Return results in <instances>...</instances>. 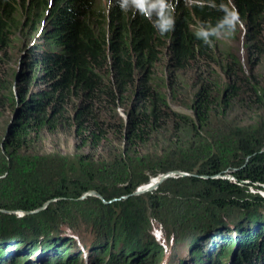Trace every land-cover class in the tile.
<instances>
[{"label":"trees","instance_id":"1","mask_svg":"<svg viewBox=\"0 0 264 264\" xmlns=\"http://www.w3.org/2000/svg\"><path fill=\"white\" fill-rule=\"evenodd\" d=\"M27 30L42 33L41 39L10 55L11 44ZM223 33L244 37V61L221 51ZM20 54L24 72L15 69ZM18 114L10 132V118ZM242 115L252 121L245 123ZM0 123V208L35 210L48 201L63 207L90 192L106 202L122 199L108 213L114 221L122 216L118 231L124 235L111 228L97 251L110 258L95 264L158 261L150 260L163 254V246L138 238L152 209L140 207L132 193L151 177L175 171L190 174L169 180L185 191L197 187L193 199L205 212L243 213V220L226 228L221 213L218 229L243 235V243L233 253L237 239H226L210 260L208 254V263L232 258L233 264H264V197L250 191L264 188V0H143L138 6L113 0L108 7L97 0H0ZM60 127L104 159L98 169L61 176L50 190L35 183L36 166L23 161L21 151L42 131ZM114 143L123 151L106 172L105 148L108 156ZM125 167L140 172L136 181L121 175ZM228 171L234 180L224 179ZM106 175L124 181L109 189ZM9 228L0 234H12ZM34 233L29 240L16 229L13 234L24 239L17 255L8 254L6 238H0V264H22L21 255L29 264L39 248L40 264L52 250L61 259L55 264L84 263L82 251L66 257L60 250L71 239ZM194 237L192 254L202 263L206 252Z\"/></svg>","mask_w":264,"mask_h":264},{"label":"rangeland","instance_id":"2","mask_svg":"<svg viewBox=\"0 0 264 264\" xmlns=\"http://www.w3.org/2000/svg\"><path fill=\"white\" fill-rule=\"evenodd\" d=\"M97 1L100 5L107 7L113 2V0ZM117 1L126 2L132 6H138L143 2V0ZM48 23L49 21L46 22V24ZM31 32H33V30L30 32L27 30V32L22 36V39L11 44V48L8 50L10 55L13 56L18 53L22 54L23 48L21 47L25 48L26 45L28 46V44H26L28 41L29 43H35L41 39L42 33L33 35ZM220 48L222 49L221 51L233 52L235 55L242 58L243 61L245 60L244 37L239 34H221ZM21 54L20 57L17 56L18 64L15 66V69L18 72H22L24 70L23 65H19ZM174 108L176 110L182 112L185 111L191 114L190 111L185 107L183 108L175 105ZM120 114L122 117H125V114L122 110L120 111ZM239 116L240 114H236L234 118H239ZM242 116L243 117H241V120L245 123L252 121L248 116ZM15 117L16 116L13 115L12 118H10V122L8 121L10 125L15 120ZM109 148L110 153H108V156L106 155L107 148H105L106 172H108L110 169L109 164H114L115 155H120L123 151L122 145L120 147L119 144L116 143L110 145ZM97 154H99L98 151L94 152V150L87 147H81L74 138L73 132L69 131L65 127H60L53 133L42 131L37 137L33 138L31 144L26 149L21 151L22 160L33 163L36 166L37 178L34 180L36 181L35 183H37L39 187H51L50 190L54 189L53 187L57 185L58 179L61 176L81 174L80 172L83 167L98 169L103 162L104 156L103 153H100V157H96ZM157 157L162 158V156L158 154ZM128 169V167L123 168L121 175L124 172L126 174H131L133 177L140 174V172L134 168L130 171ZM226 173L227 174L225 175L224 179L226 178L234 180L233 175L229 171ZM158 177L159 176L151 177L146 183L137 187L136 190L142 191L143 187H145L147 183H150L153 179ZM136 178L137 177L132 178L131 181H136ZM169 179L160 183L158 186L147 190V192H139L138 195H133V193L136 192L135 190L132 193V196H134V198L137 200L135 203H137L139 206L141 205L140 207H146L145 210L148 208L152 209L153 213L151 216L149 215L146 217L147 223L145 222V225H142L140 228V233H144V240L142 239L141 234H139L138 238L142 244L143 241L152 240L158 244L160 243L163 246L162 248L165 249L163 250V254L161 256L158 257V255H155L152 257L150 261L157 258L159 259L158 261L156 260L157 262H151V264H181V258H184L187 264H209L207 258L208 254L210 260V258H213V255L210 256L211 253L215 254L217 250L224 247L226 239H230L231 241L237 239L236 241L234 240L235 242L232 243L230 248L233 253L236 252V249L238 250V247L240 248L243 243V235L242 237H238L234 233L229 234L227 232H223L222 229H218L220 228V223L218 224L216 222L221 219L220 215L222 212L220 213L218 209H214L211 212L216 214V216L211 217L208 215H203L207 213L205 212L206 207L193 199L195 197L194 192L197 190V187H188L185 191L178 187L180 184L173 183ZM119 181L124 180L113 178L108 175L107 187L110 189L113 185L115 186L116 184L120 183ZM26 182L30 183L33 181ZM185 184L186 183L183 182V185ZM117 186L118 185H116L115 188H117ZM8 189L11 188L9 187ZM250 191L253 193H260L264 197V188L262 191H259L256 188L250 187ZM127 199L128 198H123V200ZM98 200H100L105 205H100ZM120 200L122 199H113L111 200L112 202H106V200L99 193H89L83 197V199L81 197L78 201L65 204L63 207L60 203H54V205H51L55 201H48L50 202L51 207L55 206L53 207V210H47L46 214L44 215L43 211H45L47 209L46 208L42 212L36 214L33 217V221L29 222H23L22 220H18V222L0 221V231L1 229L11 227L8 231L14 233L16 232V229H18L19 234H24V237L28 238L29 240L34 239L35 229L40 233V239L43 238L55 240L59 238H69L71 239L72 244L65 245L60 248V250L64 251L63 254L66 253V257L69 254H79L82 251L81 260H83V264H95L97 259L101 260L102 258L107 261L110 257L107 254L97 251L99 247L105 242L104 237L108 231L111 230V228L116 229V231H114L116 232V235L119 234L122 237L124 235L120 234L118 231L123 227L122 216H118L117 220L114 221L112 219L113 216L108 213L109 209H111V204ZM107 207L108 210L106 209ZM259 211L264 213V209H259ZM222 215L224 218L222 221V224L223 222L224 224L222 226L224 228L229 227L233 223L243 220L244 218L243 213L235 209H227L225 210V213H222ZM69 224H73V227H70ZM215 229H217L216 232L213 231ZM219 232H221V235H219ZM19 234L14 238H6L7 244H3L4 248H6L7 251L9 250L8 254L10 255H13L14 252L17 255L20 253L19 251L21 249H24V247L21 245V241H24V239L21 237L19 238V236H21ZM73 234H75V237L77 238H74ZM194 235H196L198 240L200 239V243H198L200 245L199 248L206 252V256L204 254L202 263H197L194 259L196 258L195 255L193 256L192 254L193 247L191 246L192 239H190V237H194ZM77 239L79 240L78 242ZM172 243H175V245L173 246ZM17 244H20L19 247H16ZM3 246L0 248L3 249ZM114 246L117 245H113V248H116ZM41 249L42 248H39L35 254L31 255L30 258L32 261L30 260L31 262L29 264L39 263V260L43 258V256H41L43 254V250ZM52 251L57 252V250ZM52 251L47 253V261L46 263L43 262L44 264H55L57 261H61L60 258L53 257ZM110 254L111 253H109V255ZM17 259H21L23 261L22 264H25V259H22V255L18 256ZM85 259H87L88 262ZM223 262L225 264H233L232 258L229 260L225 259Z\"/></svg>","mask_w":264,"mask_h":264},{"label":"water","instance_id":"3","mask_svg":"<svg viewBox=\"0 0 264 264\" xmlns=\"http://www.w3.org/2000/svg\"><path fill=\"white\" fill-rule=\"evenodd\" d=\"M18 117H19V114L15 117V120L11 123L10 132H12V130L17 126ZM186 176H190V174L183 173V172H178V171L169 172V173H166V175H161V176L158 177L159 181H158L156 186H158L160 183L166 181L169 178L177 179V178L186 177ZM141 190H142V188H141ZM147 190H150V189H147ZM147 190H142V191L136 190V192H134L133 195H138L139 192H143V193L147 192ZM90 193L97 194L96 192H90ZM87 194H89V193H86L85 195H83L82 199ZM110 202H112V201H110ZM49 205H50V202H47V203H45L43 205V207L35 209V210H21V209L0 208V221H12L13 220V221L17 222L18 220H24L25 218L34 217L36 214H38V213L42 212L43 210H45ZM206 212L207 213L203 214V215H205V216L206 215H208V216H212V215L216 216V214H214L212 212H209V211H206ZM15 236H16V234L14 235L13 233L12 234H7V235L0 234V238H14Z\"/></svg>","mask_w":264,"mask_h":264},{"label":"bare ground","instance_id":"4","mask_svg":"<svg viewBox=\"0 0 264 264\" xmlns=\"http://www.w3.org/2000/svg\"><path fill=\"white\" fill-rule=\"evenodd\" d=\"M159 179L155 178L153 179L150 183H148L145 187H143V190H147V189H151L153 187H155L158 183Z\"/></svg>","mask_w":264,"mask_h":264}]
</instances>
